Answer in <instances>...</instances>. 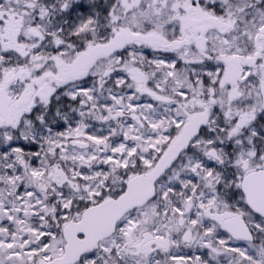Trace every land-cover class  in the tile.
Instances as JSON below:
<instances>
[{
    "label": "snow or ice",
    "instance_id": "obj_1",
    "mask_svg": "<svg viewBox=\"0 0 264 264\" xmlns=\"http://www.w3.org/2000/svg\"><path fill=\"white\" fill-rule=\"evenodd\" d=\"M0 264H264V0H0Z\"/></svg>",
    "mask_w": 264,
    "mask_h": 264
}]
</instances>
